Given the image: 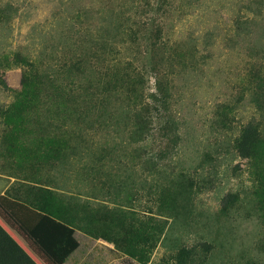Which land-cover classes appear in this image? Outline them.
<instances>
[{"label":"rangeland","instance_id":"rangeland-1","mask_svg":"<svg viewBox=\"0 0 264 264\" xmlns=\"http://www.w3.org/2000/svg\"><path fill=\"white\" fill-rule=\"evenodd\" d=\"M0 175L36 264H264V0H0Z\"/></svg>","mask_w":264,"mask_h":264},{"label":"trees","instance_id":"trees-1","mask_svg":"<svg viewBox=\"0 0 264 264\" xmlns=\"http://www.w3.org/2000/svg\"><path fill=\"white\" fill-rule=\"evenodd\" d=\"M64 80V79H63ZM33 83L31 84V86ZM33 87V86H32ZM34 92V90H33ZM32 94L30 95H34ZM31 93V92H30ZM20 109L21 106H19ZM260 131L258 124L247 125L240 137L237 149L241 156L246 157L251 153V149L257 141L260 140ZM228 198L224 199L222 211L227 209ZM167 210L171 215L165 216L168 219L176 217L177 212L174 208V199L167 202ZM36 230L41 234L40 238L54 249L61 258L71 256L79 248V243L76 239L75 229L55 217L44 213L41 219L37 222ZM164 230V227L162 228ZM212 249V245L208 243L200 244V249L195 248L188 250L183 249L176 255L175 264H194L198 254H206ZM204 257V256H203ZM201 263L204 260L200 261ZM0 264H36L5 231L0 227Z\"/></svg>","mask_w":264,"mask_h":264},{"label":"crops","instance_id":"crops-1","mask_svg":"<svg viewBox=\"0 0 264 264\" xmlns=\"http://www.w3.org/2000/svg\"><path fill=\"white\" fill-rule=\"evenodd\" d=\"M6 178L0 175V227L33 261H37L33 249L28 246L27 237L33 231L35 235H41L36 230V225L43 214L39 215L35 210L11 197L9 194L11 182L7 181L10 178Z\"/></svg>","mask_w":264,"mask_h":264}]
</instances>
